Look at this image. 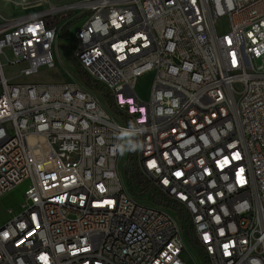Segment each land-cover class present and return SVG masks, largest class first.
<instances>
[{
    "label": "built area",
    "instance_id": "2783aa9c",
    "mask_svg": "<svg viewBox=\"0 0 264 264\" xmlns=\"http://www.w3.org/2000/svg\"><path fill=\"white\" fill-rule=\"evenodd\" d=\"M37 3L0 14V197L28 182L0 264H264V0ZM71 11V56L114 112L74 81L5 77L54 68Z\"/></svg>",
    "mask_w": 264,
    "mask_h": 264
},
{
    "label": "rangeland",
    "instance_id": "374dc122",
    "mask_svg": "<svg viewBox=\"0 0 264 264\" xmlns=\"http://www.w3.org/2000/svg\"><path fill=\"white\" fill-rule=\"evenodd\" d=\"M54 6H63L68 4L78 3L84 0H49ZM38 0H0V14L8 19H16L28 13H37L41 7L46 8V4L39 5ZM40 12V11H39ZM73 11L64 13L55 19V23L61 26L71 15ZM84 15V14H83ZM82 15H78L66 22L60 30V36L56 40L54 46L55 67L41 68L37 74L30 76L20 75L21 69L25 64L7 65L4 61L3 72L6 78H9L15 83H54V82H71L74 81L82 88H85L92 94L99 97L100 101L106 106H109V98L105 90L97 91L89 88L86 85V76L80 72L75 61L71 56L72 39L77 30ZM228 20L223 17L217 21V29L219 32H226L228 30ZM10 59H13L10 56ZM154 73L152 71L142 74L135 83V91L137 95L143 100H147L150 94V89L153 81ZM126 160V154L120 157V168L123 171V164ZM28 186L25 181L14 188L12 191L0 197V227L9 220V210L17 213L20 210V204L23 200V194ZM140 201L145 202L143 199ZM188 264H200L198 257L193 254L189 255Z\"/></svg>",
    "mask_w": 264,
    "mask_h": 264
},
{
    "label": "trees",
    "instance_id": "16d2710c",
    "mask_svg": "<svg viewBox=\"0 0 264 264\" xmlns=\"http://www.w3.org/2000/svg\"><path fill=\"white\" fill-rule=\"evenodd\" d=\"M79 69V68H78ZM80 72H82L80 69H79ZM87 78V77H86ZM86 85L91 88V89H94V90H97V91H102L104 90V85L100 84L99 82L97 81H94V80H91L90 78H87L86 80ZM109 108L111 109V111H115L112 104L109 103ZM140 181V179L137 177L136 178V182L138 183Z\"/></svg>",
    "mask_w": 264,
    "mask_h": 264
},
{
    "label": "crops",
    "instance_id": "0c3cea01",
    "mask_svg": "<svg viewBox=\"0 0 264 264\" xmlns=\"http://www.w3.org/2000/svg\"><path fill=\"white\" fill-rule=\"evenodd\" d=\"M44 9H45V8H42V7H41V9H40L39 11H42V10H44ZM39 11H38V12H39ZM38 12H37V13H38ZM33 14H36V13H28V14H25V15H21V17H25V16H29V15H33ZM21 17H18V18H21Z\"/></svg>",
    "mask_w": 264,
    "mask_h": 264
},
{
    "label": "snow or ice",
    "instance_id": "6c2138e0",
    "mask_svg": "<svg viewBox=\"0 0 264 264\" xmlns=\"http://www.w3.org/2000/svg\"><path fill=\"white\" fill-rule=\"evenodd\" d=\"M177 175H179V173H177Z\"/></svg>",
    "mask_w": 264,
    "mask_h": 264
}]
</instances>
